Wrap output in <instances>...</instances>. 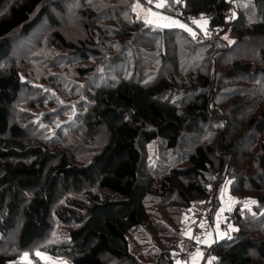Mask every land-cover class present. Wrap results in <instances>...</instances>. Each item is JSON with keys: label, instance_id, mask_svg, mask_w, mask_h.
<instances>
[{"label": "trees", "instance_id": "16d2710c", "mask_svg": "<svg viewBox=\"0 0 264 264\" xmlns=\"http://www.w3.org/2000/svg\"><path fill=\"white\" fill-rule=\"evenodd\" d=\"M70 1L0 0V240L15 242L14 249L1 247L0 264L40 244L74 264H147L134 252L130 234L140 232L152 212L158 216L164 207L173 209L169 202H181L179 237L150 263L179 264L194 201L211 199L213 221L230 181L236 198H257L255 211L264 210V85L258 94L248 89L245 99L234 97L233 112L223 113L222 132L212 135L216 142L198 141L162 176L150 175L146 165L153 142L175 150L186 134L220 123L215 99L231 79L248 75L250 83L264 81V0H250L254 23L243 13L234 19L237 40L230 46L222 40L198 42L195 27L192 32L159 29L136 20L134 4L145 0H78L72 21L81 20V31L70 39L61 31L70 26L57 18ZM165 8L181 20L210 15L224 32L232 4L166 0ZM108 16L118 24L96 26ZM44 21L49 37L85 64L77 67L79 76L103 81L87 88L86 107L74 124L62 126L53 143L37 141L30 136L35 126L18 121L20 95L31 85L15 65L1 69L14 39L42 29ZM126 61L130 75L109 74V68ZM178 161L187 165L179 167ZM239 203L234 207L237 237L218 239L209 254L215 255V264H264V213L255 216Z\"/></svg>", "mask_w": 264, "mask_h": 264}, {"label": "rangeland", "instance_id": "374dc122", "mask_svg": "<svg viewBox=\"0 0 264 264\" xmlns=\"http://www.w3.org/2000/svg\"><path fill=\"white\" fill-rule=\"evenodd\" d=\"M229 1L232 4V9L226 15V21H229L230 24L226 31L222 32L220 38V40L224 41L227 46L232 45L237 40V35L232 30L231 24L234 23V19L239 16V13H243L245 15L249 24L254 23L257 19V14L251 6L250 0ZM156 2L157 0H153L152 4L147 3V0H145V3L140 1L136 2L132 9L133 12L131 11L135 16V19H141L145 22L152 19L154 22L151 23V25L159 27V29L164 28L165 26H161L164 22L158 21L156 17H152L144 11V9H151L152 12L170 17L172 20L177 21L178 24L185 25L186 27L181 28L185 30L191 29L189 32H192L194 27L197 28L193 31V36L195 32L203 31L210 22V15H202L198 18L186 15L181 20L172 16L170 10L165 7H155ZM163 2L166 3V0H163ZM67 3L68 4L63 3L64 12L61 15H58L57 18L59 21H63V19H65L70 26L61 29L62 33L70 39L72 37L77 38L79 36L78 32L81 31L79 26L81 20L76 19L72 21V19H75L77 16L76 10L79 8L78 0H71ZM137 3L141 5L140 9H137ZM112 11L113 10H111V12ZM113 14L115 13L113 12ZM106 15L107 14L103 16ZM106 18L107 17L99 19L96 26L103 29L105 22L109 21L112 25L118 24L119 19H110L109 16L108 19ZM48 24L47 21H44L42 29L39 27L30 36L23 38L21 41L14 39L12 55L8 63L1 66V69H6L11 65H15L20 71L21 78L24 81H28L31 85V88L28 91H23L20 95L21 101L18 102L19 112L17 119L23 124L29 123L34 125L36 130H33L31 133L32 135L30 134V136L34 137V134L37 141H44L43 143H53V139L57 137V132L63 125L67 124V126H69V124L75 123V118L77 117L79 111L81 112V110H83L87 105V102L84 100L87 88L91 86H98L103 82L94 76L89 78H82L79 76L76 71L77 67L80 65L85 66V64L78 61V56L61 48L52 38L49 37L48 30H50V28H47ZM178 24L172 26L179 27ZM97 40L100 41L98 34ZM104 50L106 51L105 48ZM198 50H202V48H199ZM202 52L207 54L209 49ZM202 56H204V54ZM109 69L112 71L109 73L111 75L116 73V70H121L126 75H130L132 73V66L129 67V63L127 61L122 65L112 66ZM192 69H194V67H192ZM185 75L188 76V74ZM249 80L250 78L248 75L238 76L231 79L229 84L223 88L224 90L217 94L215 101L218 107V118L220 120L219 124L217 123L215 126H212V128L204 126L202 131L198 133L186 134L182 138L180 146H178L175 150H167L164 144L159 140L150 144L148 146V159L146 160V165L150 175L159 176L161 174L162 176L175 165L173 164V159H179L182 155L188 153L198 141L206 138L216 142V135L215 137L212 135L216 133L220 134L222 132L221 130L225 125V123L222 122L225 117L223 113L229 115L233 112L232 109L235 106L234 102H237L234 100V97L239 94L241 95L240 97L245 99L247 94L245 95L244 92L246 90H253L258 94L257 89H263L264 81L261 82L260 80L255 79L252 83H250ZM242 98H239L238 100H241ZM243 113L246 114V112L242 110L241 115H244ZM50 148L53 147L51 146ZM184 165H187L186 161L182 163L178 161L177 163V166L179 167ZM230 183V181H227L222 189L221 195L219 196L220 201L217 205V214L213 221L210 222L207 220L199 223V242L206 240L207 243L212 246L218 239L228 237L230 231L222 230L220 228L221 217L223 216L226 208L234 210V207H236V204L239 201V204L243 205V207H247V209L250 210V213H254L255 216H260L264 213V210L261 212L255 211V204H259L257 198H253L251 196L249 198L244 197L242 199L236 198L231 192L232 188ZM255 194L257 193L250 191V195L255 197ZM210 200H208V202L211 205L212 203ZM180 205L181 202H169L167 206H173V209H167V207H164L161 210L163 213L160 212L158 216H155L154 212H152L150 220H148L146 225L141 228V231L135 234H130V240L131 242H134V252L143 262H146L147 264L156 262L158 257L156 252L160 253V251H165L167 248L166 246L179 237V234H177L176 231L179 226H177L176 223H178V219L180 218L178 214L180 213ZM195 223V220L188 215L186 230L187 235L192 234L195 228ZM57 226L59 229L65 228L64 226H60L58 224ZM232 226L233 228H239L238 224H234ZM62 235L63 234H61V236ZM13 238L14 236L9 237L11 240H13ZM50 240H52V238H50ZM6 241H8V239ZM1 242L2 241L0 240V251L2 246L5 250L15 248L14 240L9 241V243L6 244ZM11 242L12 244H10ZM41 247L42 244L35 245L32 249L22 251L19 257L10 262V264H29V262L30 264H49L50 261L55 262V264H74L68 258L53 256L45 252L41 249ZM37 252L41 253L42 257H46L47 259H42L41 256H37ZM26 253L28 254L27 259H25ZM202 255L204 256V254ZM215 259V255L209 254L207 255L206 260H204V264H215ZM177 262L179 264H189L186 260L181 259ZM112 264H117V261H113ZM198 264H202V262Z\"/></svg>", "mask_w": 264, "mask_h": 264}, {"label": "built area", "instance_id": "2783aa9c", "mask_svg": "<svg viewBox=\"0 0 264 264\" xmlns=\"http://www.w3.org/2000/svg\"><path fill=\"white\" fill-rule=\"evenodd\" d=\"M183 1L184 0H179V3H182ZM222 32L223 25H217L210 21L203 31L194 33V38L198 42H217L220 40ZM211 210L212 207L208 200L199 199L194 201L192 204L189 215L195 220L196 223L192 234L187 235L188 243L180 255L181 260H186L189 262L193 252H200L204 254V260H206L207 255H209L211 251V246L206 240H202L201 242L198 241V239H200L198 225L200 222H205L210 219ZM234 224H236V214L234 210L226 208L224 210L223 216L221 217L220 228L222 230L230 231L228 234V237L230 238H236L239 232V228H233L232 225ZM204 263L205 261H202V264Z\"/></svg>", "mask_w": 264, "mask_h": 264}, {"label": "snow or ice", "instance_id": "6c2138e0", "mask_svg": "<svg viewBox=\"0 0 264 264\" xmlns=\"http://www.w3.org/2000/svg\"><path fill=\"white\" fill-rule=\"evenodd\" d=\"M177 2H179V0H177ZM147 3L149 4H152L153 3V0H147ZM137 9H140L141 8V5L139 3H137L136 5ZM155 7L157 8H162V7H165V3L163 2V0H157V2L155 3ZM144 11L147 12L148 15L152 16V17H156L158 21H162L164 22L161 26H172V25H177L178 22L175 21V20H172L170 17H167V16H163V15H159L155 12H152L151 9H144ZM154 21L152 19H149L146 21V23H153ZM179 27H186L185 25L183 24H178ZM188 31H191V29H187ZM227 38V37H225ZM27 253L25 254V259H27ZM37 256H41L42 259H47L46 257H42L41 253L37 252L36 253ZM30 264V262H29ZM49 264H55V262H49Z\"/></svg>", "mask_w": 264, "mask_h": 264}, {"label": "crops", "instance_id": "0c3cea01", "mask_svg": "<svg viewBox=\"0 0 264 264\" xmlns=\"http://www.w3.org/2000/svg\"><path fill=\"white\" fill-rule=\"evenodd\" d=\"M204 256L202 255V253L200 252H193L191 254V258L189 260V264H198L201 263L202 261H204Z\"/></svg>", "mask_w": 264, "mask_h": 264}]
</instances>
